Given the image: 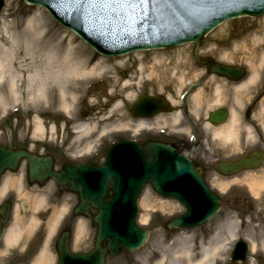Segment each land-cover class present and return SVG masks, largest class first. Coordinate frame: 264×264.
<instances>
[{
  "label": "rangeland",
  "instance_id": "1",
  "mask_svg": "<svg viewBox=\"0 0 264 264\" xmlns=\"http://www.w3.org/2000/svg\"><path fill=\"white\" fill-rule=\"evenodd\" d=\"M3 1L4 7L0 13V30H3L5 26L8 27L7 35L11 38L0 34V38H2L0 47L11 50L12 38L19 37V34L27 28L29 20L34 19L33 21L42 27L41 30L46 25V21L54 27L50 36H53L54 33H61L58 39L61 38L62 49L66 48L73 40L72 46H78L84 59L92 56L96 65L105 63L103 64L104 71L110 78L109 82L91 79L87 85H85L86 83L80 85V91L74 92L72 107L65 109L64 99L63 101L59 100L57 95L49 103H25L22 99L20 102H12L10 100L12 91L10 86H6L7 75L4 70L3 74L0 73V88L4 86L3 90H0V146L8 149L29 148L33 152L36 149L35 154L43 155L40 147L46 146L49 151H53L59 163L68 160L84 161L93 156L102 144L106 146L110 140L124 137L127 129L135 128L136 123L132 122L133 125H131V121L127 119V107L141 91L147 90L154 97L168 98L169 103L175 105L176 96L178 97L187 88L188 83L203 71L190 57L193 45H183L163 50L165 56L161 58V62L166 65V68L160 73L154 74V78H149L150 86H146L148 89L144 88L142 84L132 86V83L137 82L135 73L139 66V60L151 61L157 50L133 52L108 58L100 57L102 58L100 59L99 55L83 43L75 33L60 27L51 19L43 8L30 6L23 0ZM39 14H41L40 17ZM42 19L46 20L42 21ZM39 21L42 23L40 24ZM33 24L36 25V23ZM255 33L258 34L256 37ZM50 36L48 37L49 43L45 45L44 50H47L49 45L57 39ZM63 36L66 38L62 39ZM243 45L244 50L236 49L237 46ZM84 49H87L89 53H85ZM199 50L203 53L205 50L212 51V53L202 54L203 56H213L226 63L243 67L247 73L244 83L248 79L250 82L246 83L242 90L236 91L222 79H210L205 86L204 94H212V98L204 95L196 106L193 105L196 116L205 118L211 110L221 106L227 107L229 116L227 122L221 125L224 127L220 128L219 126L213 129L211 127L206 130L209 134L205 137L202 149H198L195 153L198 152L211 160L214 158L223 159L234 155L245 145L246 148H253L256 147L258 141L264 142V94H261V89H264V15L256 18L233 19L223 23L201 40ZM234 52H236L235 56ZM40 58H45L44 54ZM25 75L22 74V77ZM143 77L150 76L143 75ZM91 83L93 84L89 85ZM127 83H131V86L128 85V87ZM125 86L128 87L126 91L124 90ZM216 88H219V95L215 93ZM72 91L73 88L68 90V93ZM257 93L260 94V97L256 101L257 104H253L255 107L252 115L243 119L244 109L248 103L257 98V96L254 97ZM7 95L10 97L6 100ZM111 112H113V116ZM173 117L169 114L163 117V120L166 124H176ZM155 122L152 121L154 124ZM40 126H42V130L37 131ZM78 126L87 127L90 131L82 136L78 135L76 133ZM103 128H107L106 133H102ZM219 128L220 131L223 128L224 135L232 133L230 138H225L222 134L213 135L214 132L217 134ZM62 148L66 149L67 156L58 154ZM201 155L195 156L193 153L196 160ZM202 174L206 183L222 199L219 212L211 220L193 230H167V222L170 218L182 214L184 209L175 201L161 199L148 185H144L138 200L137 224L149 230V239L141 249L131 253L123 251L118 257L108 259L107 264H175L177 262L175 260L184 259L177 254L179 248L200 249L207 244L210 237L216 234L222 235V227L228 220L235 222L236 239L225 245L222 249L223 254L211 264H230L229 255L237 239L247 241L250 249L246 261L235 264H264V161L258 169L241 172L236 175L235 179L222 178L212 168L204 169ZM17 177H23V174L19 173ZM252 187L258 190V196L253 195L251 191L253 197H256L251 206V203L245 201V197H247L245 189ZM229 189L234 191V195L231 197L227 195ZM63 190L67 193L70 192L67 189ZM75 198L77 199V195L73 197V200H68L67 204L75 203ZM236 199L239 200L236 201ZM23 202H26V199ZM19 211V216L22 218L23 208L19 207ZM89 220V217L78 218L76 227L78 245L74 249L83 252L91 250L96 228ZM81 222L84 226V233L79 236ZM253 243L254 249L252 248ZM7 247H11V245L9 244ZM7 247L4 245L0 248V264H25L22 258V247L18 250L16 256L18 259L15 261L10 259V253L14 250ZM198 259L193 260L192 264H196ZM42 264H50V261H45Z\"/></svg>",
  "mask_w": 264,
  "mask_h": 264
},
{
  "label": "water",
  "instance_id": "2",
  "mask_svg": "<svg viewBox=\"0 0 264 264\" xmlns=\"http://www.w3.org/2000/svg\"><path fill=\"white\" fill-rule=\"evenodd\" d=\"M25 1L44 7L57 23L70 28L97 52L108 56L151 48H170L190 42L196 44V50L200 39L222 22L244 15L257 17L264 14V0H257L248 7L224 11L215 16L203 15L206 23L192 34L181 39L168 42H138L127 44V46L116 50H107L104 45L110 38L121 32L120 24H114L115 21H120L117 18L125 17L120 21L125 29L131 27L130 22L137 24L141 22L144 15L152 18L155 24L163 23L164 15L175 10L169 8L176 6L180 0H103L102 2L106 5L105 9L102 7L94 8L93 2L95 0H84L85 3H89V6L81 24L75 23L74 17H71L74 7L71 0L60 1L63 5L61 12L52 0ZM140 1L149 2H144L135 8H129L131 4ZM191 2L190 9L193 11L196 1L191 0ZM2 6L3 0H0V10ZM85 7L83 5L84 9ZM157 11L160 13L155 15ZM97 19L101 21V28L99 33L95 34L90 30V26H87V23L90 21L91 25ZM158 19L161 20L157 21ZM153 28L155 29L153 36L159 37V32L155 27ZM201 64L210 72L230 79L237 80L243 74L241 70L234 68L202 62ZM149 108H152V104L149 101L141 100L132 110V115L139 116L138 111L142 115V110L143 115L146 116L149 113L146 110ZM224 117L225 113L210 115L212 122L217 123L224 121ZM129 145L133 147V145L125 143L112 146L106 154L105 164L101 167L68 165L59 173L51 171L49 158L36 157L23 150L11 151L0 147V174L6 169L15 170L18 163L24 159L28 165L27 178L30 181L52 178L59 186H67L69 190L79 195L76 213L88 216L89 208L97 211V214L92 217V223L97 228L93 250L83 256H71L66 249V239L62 237L58 244L59 264H105L107 255L114 258L120 250L133 251L141 247L148 233L135 224L136 199L145 184H149L159 196L176 200L185 208L186 212L183 215L168 223L169 229L193 228L203 224L217 212L218 198L207 189L200 174L194 171V166L178 155L176 150L168 146L149 144L146 150L151 159L147 161L143 150L138 147L128 150L127 146ZM129 159L135 160L138 165H141L142 168L139 171H142L143 174L141 173L137 177L130 175L129 171L131 173L133 167L131 170H121ZM262 159L263 156L256 152L250 158L242 159L237 163L220 164L217 166V170L223 175H232L241 170L259 167ZM122 172L127 173L130 178L123 181L122 179H126L127 175ZM89 185L94 186V191ZM109 187L112 188L113 195L107 199L106 194ZM103 242L105 243L104 247L102 246ZM245 253L246 246L240 241L232 255L233 263L238 260L244 261Z\"/></svg>",
  "mask_w": 264,
  "mask_h": 264
},
{
  "label": "bare ground",
  "instance_id": "3",
  "mask_svg": "<svg viewBox=\"0 0 264 264\" xmlns=\"http://www.w3.org/2000/svg\"><path fill=\"white\" fill-rule=\"evenodd\" d=\"M52 1L57 2L56 0ZM102 1L103 0H95V2H93L94 8L102 7L105 9L106 5H104ZM40 16L41 14H39V17ZM33 20H29V22L27 23V28L19 34V37L16 36V39L12 38L11 50H5L4 48L0 47V73L3 74V71L5 70V74L7 75L6 86H10V89L12 91V97L10 98L12 102H20L22 99L25 101V103H49L53 99V97L57 95L59 100L63 101L64 99L63 104L65 106V109H70L74 101V92L80 91V85H83L85 83V85H87L91 79L104 80L105 82L110 81V78L105 74L106 71H104V62L96 65V63L93 62L94 59L92 56H88L84 59V57H82V51H79L78 46H72L73 40L72 42L70 41L66 48L62 49V41H60L61 38L58 39V37L61 36V33H54L53 36H50L49 34L50 32L52 33L54 27L48 22H46V19H42V21H45L46 24L42 30V27ZM33 23H36V25ZM39 23L41 24L42 22L39 21ZM7 29L8 27L5 26L3 30H0V34H4L6 38L10 39L11 37L7 35ZM158 35L162 36L161 33H159ZM257 35L258 34L255 33V37ZM49 36L56 37L57 39H53L54 41L49 45L48 49L44 50L45 45L49 43ZM63 38L66 37L63 36L62 39ZM0 41H2V38H0ZM236 49H238L239 51L244 50V45L237 46ZM84 52L87 54L89 53L87 49H84ZM43 54L45 58L41 59L40 56ZM235 55L236 52H234V56ZM164 56L165 54L163 52V49L157 48V52L151 61L143 62V60H139V66L135 73V75L137 76V82L132 84L127 83V86L130 84L132 86H135L136 84L140 85L149 78H154V74L160 73L161 70H164L166 68V65L161 62V58H163ZM100 57L101 56H99V58ZM8 61L9 64H7ZM8 66L11 68H9ZM22 74L25 75V77L23 76L24 78L22 77ZM143 75H147L150 77L144 78ZM249 82L250 79L246 80L245 83H241L236 86V91H240L245 88L246 83L249 84ZM127 86L124 87L125 91L128 90L129 86ZM3 87H1L0 90H3ZM71 88H73V91L71 93H68V90H70ZM219 92V88H216L215 93L219 95ZM202 95L203 91H199L197 94H195L193 97L194 102L197 103L203 97ZM9 97L10 96L7 95L6 100L9 99ZM113 112H111L112 116L114 115L112 114ZM127 118L131 119L130 116H127ZM173 119L177 122L179 121L178 117H173ZM41 127L42 126L38 127L37 131H41ZM136 127L137 126H135V128ZM221 127L224 126L220 125V128ZM220 128L217 134H215L214 132L213 135L216 136L218 134H222L223 137L230 138L232 133H227L226 135H224L223 128L221 129V131ZM106 129L107 128H103L102 133H106ZM89 131L90 129H87V127L85 128L81 126H78L76 129V133L81 136ZM140 168H142L141 165H138V163L129 159V161L126 163L125 166L121 168V170L129 169L131 170V173L129 171V174L134 177H137L142 173V171H139ZM213 169H217V167ZM9 171L11 170L6 169L1 173L5 174ZM194 171L201 175L202 168L195 166ZM143 172H145V170H143ZM125 174L127 175V178L122 179L123 181L128 180L130 178L127 173ZM250 191H252L255 196H258V190L256 188L252 187L250 188ZM62 211L64 210L62 209ZM12 215H15L16 219L15 222L12 224L10 229L11 231H9L5 240L10 245H16L20 243L19 239H21L22 237V225L20 224V221L18 219L17 211L16 213L14 211ZM92 216L93 214L89 212V217L91 218ZM54 217L55 216H53V218ZM36 222L37 220L32 219L31 221H29L27 226L30 227L31 225H35ZM51 225L53 230L56 225V221H54ZM86 227L88 228L87 225ZM222 228V235L219 236L216 234L210 237L207 244H205V246L201 247L200 249L196 250L194 247L179 248L177 254L178 256L184 257V259L180 261L175 260L177 261L175 262V264H192L193 260H195L196 258H199L196 264H211L212 262H214L216 258H219L223 254V247L234 241L237 236V232L235 230L236 225L233 220L226 221ZM78 233L80 234L79 236L83 235L84 233V226L82 222L79 225ZM104 244L105 243L103 242L102 246ZM254 247L255 245L253 243L252 248L254 249ZM68 253L70 252L68 251ZM45 261H50V264L54 263V256L49 253L48 248H44L40 252L37 261L34 264H42Z\"/></svg>",
  "mask_w": 264,
  "mask_h": 264
},
{
  "label": "flooded vegetation",
  "instance_id": "4",
  "mask_svg": "<svg viewBox=\"0 0 264 264\" xmlns=\"http://www.w3.org/2000/svg\"><path fill=\"white\" fill-rule=\"evenodd\" d=\"M210 60V59H207ZM200 77L195 78L198 80ZM218 80V78H216ZM233 84V83H231ZM239 84V83H238ZM210 97L212 98V94H204L203 97ZM203 99V98H202ZM129 112V110H128ZM250 110L248 111V114ZM170 115L175 117V105L171 110ZM169 114H161L156 116L150 120H143L139 131H131L136 134V141L145 146L148 142H159L169 144L172 147L176 148L180 153H187L191 150L192 144L189 143V137L186 131L188 130L190 134L194 135V132L190 129V124L186 123L183 125V129L180 128L175 130V124H166L163 120V117L168 116ZM162 118V119H160ZM205 122L210 123L208 116L203 119ZM132 122V119H129ZM152 121H156L155 124ZM175 121V120H174ZM200 121V120H199ZM152 123V124H147ZM161 123V125H160ZM135 124L134 126H136ZM194 130L197 132L198 135V144L192 150L191 157L194 159V162L199 165H203L201 163V158L196 160L195 156L201 155L200 153L196 152L198 149H201V141L202 136H205L203 129L204 123H193ZM132 134L130 137H132ZM209 134V132H208ZM181 135V136H179ZM42 149L43 155H51L52 157V166L53 170L56 172L61 171V169L67 164L66 161L58 162L57 158L54 156L53 151H49L46 147H40ZM52 150V149H51ZM247 148H243L240 150V153H245V155H249L252 151H245ZM36 149L35 152L36 153ZM199 152H201L199 150ZM63 152L58 151V154H62ZM193 153L195 156H193ZM37 155H42L38 154ZM59 157L62 159V157ZM243 156V155H242ZM93 162L92 164H94ZM88 164V163H87ZM19 173L23 174V177L18 178L17 175ZM26 164L22 163L15 173H5L0 177V230L1 238H0V248L4 245L7 247L9 245L6 242V237L11 231V226L15 222V215L13 216V212L17 211L18 219L20 224L22 225L21 230V239H19L18 244L11 245L10 248L14 250L10 253V259L12 261L17 260L18 258L17 253L20 247L23 248L22 250V258L24 259L25 264H30L37 261V258L40 252L44 248L49 249V253L54 256V262L58 260V252H57V240L60 234L66 233L69 239V250L72 253H83L81 250L74 249L78 242L75 241V235L77 233V220L78 218L81 219L80 216H76L74 214V209L78 204V196L77 199L75 198V203L67 204L68 200H73V197L76 195L74 193L66 192L65 190L59 188L56 183L52 179H47L41 183H30L26 177ZM245 192H249V189H245ZM72 195V196H71ZM227 195L229 197L234 195V191L229 190ZM26 202H23L25 201ZM239 199H236L238 201ZM245 201L249 203L247 197ZM20 205V206H19ZM34 206L35 208H33ZM19 207L23 208L21 211L22 218L19 216L20 211ZM62 209L64 211H62ZM61 212V213H59ZM92 214L94 212H91ZM53 216H55L53 218ZM32 219L37 220L35 225H31L28 227L29 221ZM56 221V225L52 230V223ZM52 230V231H51Z\"/></svg>",
  "mask_w": 264,
  "mask_h": 264
}]
</instances>
